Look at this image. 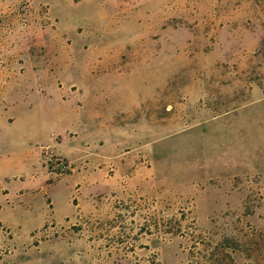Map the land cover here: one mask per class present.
I'll return each instance as SVG.
<instances>
[{"label": "rangeland", "instance_id": "1", "mask_svg": "<svg viewBox=\"0 0 264 264\" xmlns=\"http://www.w3.org/2000/svg\"><path fill=\"white\" fill-rule=\"evenodd\" d=\"M75 146L113 178L59 175ZM0 242V264H264V0H0Z\"/></svg>", "mask_w": 264, "mask_h": 264}, {"label": "crops", "instance_id": "2", "mask_svg": "<svg viewBox=\"0 0 264 264\" xmlns=\"http://www.w3.org/2000/svg\"><path fill=\"white\" fill-rule=\"evenodd\" d=\"M58 156H61L70 165L73 164L71 162L76 163V167H74V169H72L71 172L66 176L69 179H75L77 175H80L86 181L92 180L93 178L96 179L98 177H100V179L104 180V181H107V180H110L113 178V176H110V172L114 171V169H112L113 166H111L108 169V171L103 173L102 160H103V158H105L104 155L100 156L99 154H93V153H90L88 151H84L83 149L79 148L78 146H75V147L61 148L58 151ZM12 167H14L13 164H11V168ZM49 174L51 175V172H49ZM78 184H80V183H78ZM8 194H9V191L6 190L5 195L7 196ZM49 204L52 205L51 200H50ZM78 207L79 206H76V208H78ZM113 211H115V209H113V204L105 206L104 209H102L100 211H97L94 208H89L86 215L92 216V217L95 216V217L90 218L88 223L90 224V226H93L94 224L98 225V223H101V221L96 216H101V215H106V216H108L109 219H113V216H114ZM71 219L72 218L70 216L64 215L58 220V223L59 224H66L67 225L66 229H68V230H70L72 227H78V226H75V223H73L71 221ZM80 219H81V217H80ZM78 222H80V221H78ZM80 224L82 225V223H80ZM68 234H69V232L66 234V236ZM66 236L63 238H66ZM59 240H63V239L59 238L58 241ZM6 249L10 250L11 246L7 243H1L0 242V250H6ZM25 258L28 259V258H30V256H25Z\"/></svg>", "mask_w": 264, "mask_h": 264}, {"label": "built area", "instance_id": "3", "mask_svg": "<svg viewBox=\"0 0 264 264\" xmlns=\"http://www.w3.org/2000/svg\"><path fill=\"white\" fill-rule=\"evenodd\" d=\"M49 161H51V166L53 169H56V171L58 170L60 172L59 175H62L64 170L71 168L70 164H67L65 161L59 158L55 159V157H53L49 159Z\"/></svg>", "mask_w": 264, "mask_h": 264}]
</instances>
